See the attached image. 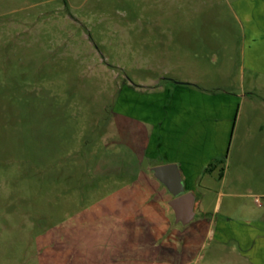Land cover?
<instances>
[{
    "label": "rangeland",
    "instance_id": "1",
    "mask_svg": "<svg viewBox=\"0 0 264 264\" xmlns=\"http://www.w3.org/2000/svg\"><path fill=\"white\" fill-rule=\"evenodd\" d=\"M167 78L253 92L238 115L264 118V0H0V264H264V135L246 142L249 124L188 225L150 171L149 155L167 160L162 137L143 175L124 163L120 94L164 92ZM118 193L163 195L146 203L155 242L107 227L100 204Z\"/></svg>",
    "mask_w": 264,
    "mask_h": 264
},
{
    "label": "crops",
    "instance_id": "2",
    "mask_svg": "<svg viewBox=\"0 0 264 264\" xmlns=\"http://www.w3.org/2000/svg\"><path fill=\"white\" fill-rule=\"evenodd\" d=\"M163 90L164 92L159 93L157 91L161 90L141 93L139 90L127 89L126 91L130 95L122 92L116 105L117 120L113 123L114 127L117 128L113 129L116 130V134L121 132L127 136L128 139L125 142L127 145L125 150L126 161L124 163L128 162V169L132 166L137 176L143 175L141 161L146 155H149V152L151 153L149 150L151 146L152 149L157 148L155 140L158 137L163 138L164 146L167 147V160H156V157L152 158L149 155L150 168L168 163L177 165L185 192H191L194 196L195 218L198 213L208 214L203 205V199L196 196L198 188L202 187L201 182L204 177L217 172L216 178L220 183L224 182L226 178V168L223 161L226 158L227 146L231 142L234 132L240 129L239 126L242 122L247 123L249 125L243 127L244 134L247 136L246 142L252 141V136L264 135V118L260 116L241 118L238 115L242 98L246 100L247 95L250 97L253 92L237 95L233 92L204 91L201 90L197 82H184L169 78H167V87ZM250 90L255 91L256 89L251 88ZM147 95H153L152 100L156 96L155 101L157 103L152 105L147 98L142 101L141 96ZM254 95L260 97L258 94ZM158 96H162L167 102L166 105L164 104V114L160 113ZM247 152H249V154L247 153L248 156L253 152L256 158L261 149H248ZM250 161L255 160L250 159ZM209 165L211 166L210 170L207 169ZM220 171L222 172L221 175ZM154 182L155 186L162 187L167 193V205L169 206L168 202L172 195L155 178ZM131 186L134 187L133 183ZM202 188L206 189L207 185ZM220 194V198L218 197L213 206L214 212H218L222 208L224 194ZM233 195L236 194L234 192L228 193V202H232L229 201V197ZM258 196L264 199V191L258 193ZM162 198V194L118 193L116 196L102 201L99 212L92 210L90 216L95 218L97 213L92 212H98L105 218L107 227L112 228L116 233H128L133 235L135 240L140 234L141 236L146 234L155 242V235L161 230L155 225L156 216L148 210L146 203L162 200ZM169 208L171 209L170 206ZM206 217L215 219L213 215ZM144 227H148L150 232L148 229L145 232Z\"/></svg>",
    "mask_w": 264,
    "mask_h": 264
},
{
    "label": "water",
    "instance_id": "3",
    "mask_svg": "<svg viewBox=\"0 0 264 264\" xmlns=\"http://www.w3.org/2000/svg\"><path fill=\"white\" fill-rule=\"evenodd\" d=\"M158 180L172 195L168 202L176 224L187 225L194 219V196L185 192L179 169L175 163L156 165L150 168Z\"/></svg>",
    "mask_w": 264,
    "mask_h": 264
},
{
    "label": "trees",
    "instance_id": "4",
    "mask_svg": "<svg viewBox=\"0 0 264 264\" xmlns=\"http://www.w3.org/2000/svg\"><path fill=\"white\" fill-rule=\"evenodd\" d=\"M210 168H211V166L209 165V168H207V169L210 170ZM221 173H222V172L220 171V175H221Z\"/></svg>",
    "mask_w": 264,
    "mask_h": 264
}]
</instances>
